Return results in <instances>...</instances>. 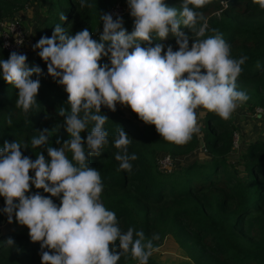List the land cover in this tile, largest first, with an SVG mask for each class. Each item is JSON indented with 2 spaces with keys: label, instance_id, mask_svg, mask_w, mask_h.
Here are the masks:
<instances>
[{
  "label": "clouds",
  "instance_id": "9594fccd",
  "mask_svg": "<svg viewBox=\"0 0 264 264\" xmlns=\"http://www.w3.org/2000/svg\"><path fill=\"white\" fill-rule=\"evenodd\" d=\"M210 2L180 0L179 7H171L165 0H127L133 18L130 32L122 16L103 12L99 40L87 27L71 35L57 23L50 37L43 35L31 45L34 51L39 49L37 55L46 63L47 75L67 93L69 107L59 108L58 115L64 118L69 138H57L60 146L53 147L50 130L43 128L31 137V147L28 141H4L0 213L8 223L27 227L30 241L40 245V264H119L122 257L149 264L159 252L154 244L160 240L159 233L146 237L142 229H121L116 212L102 200L104 182L100 171L90 166V157H100L109 143L104 127L109 118L102 107L111 112L117 111V104L130 107L142 122L154 125L163 140L182 146L201 134V110L229 121L248 102L250 97L238 89L237 80L249 57H233L232 46L220 29L209 28L200 9ZM253 3L264 10V0ZM79 7L93 5L79 0ZM59 18L67 20L64 12ZM16 35V43L23 44L20 34ZM170 35L175 38V50L172 44L161 42ZM103 57L109 63H100ZM43 75L40 66L28 65L24 53L13 50L7 59H0V77L18 90L15 107L26 118L39 109ZM11 123L9 118L7 124ZM85 131L86 138L81 136ZM131 143L125 129L118 127L112 140L118 149L114 154L117 171L132 172L131 162L138 157L129 153ZM46 145L48 158L39 151L33 160L22 151ZM32 186L49 195L32 192ZM3 242L17 253L22 251L11 236Z\"/></svg>",
  "mask_w": 264,
  "mask_h": 264
},
{
  "label": "trees",
  "instance_id": "16d2710c",
  "mask_svg": "<svg viewBox=\"0 0 264 264\" xmlns=\"http://www.w3.org/2000/svg\"><path fill=\"white\" fill-rule=\"evenodd\" d=\"M116 2L127 0H87L93 7L80 8L79 0H0V19L23 17L28 5H37L41 19L33 28V39L51 36L55 24L59 23L69 34L87 27L94 39L99 40L97 30L102 32L100 13L108 12ZM171 7H179L180 0H165ZM228 7L225 9L224 4ZM209 28H219L224 39L232 46V56L247 55L243 72L237 80L238 89L247 92L250 99L243 105L250 111L257 106L264 111V10L253 0H211L203 9ZM64 12L67 20L61 21ZM24 27L25 23H24ZM130 32L133 25H124ZM190 32L188 29H183ZM162 43L177 48L171 35ZM191 45V39H190ZM39 49L27 53L29 66H40L45 75L40 77L41 87L37 96L39 109L26 118L15 107L17 89L0 77V147L7 141H28L38 135L37 130L48 128L53 147L57 138H69L63 126V117L58 115L61 107L68 108L67 93L47 75L46 63L37 55ZM10 52L0 43V59H7ZM257 62L261 67L257 68ZM100 63H109L103 57ZM36 79L35 74L32 77ZM109 120L105 124L109 143L102 149L100 157H90V166L101 173L104 182L102 200L105 206L116 212L122 230L134 227L143 230L146 237L159 233L160 246L172 237L186 258L173 254L154 253L149 264H264V139L256 138L235 154L234 134L238 126L232 116L224 121L214 113H199L201 134L194 135L186 145H175L163 140L154 125L142 122L130 107L117 104V111L101 109ZM254 115V113H253ZM11 119L9 126L7 120ZM123 127L132 143L129 153L138 157L132 161L131 173L117 171L115 160L118 151L113 136L118 127ZM91 125H89L90 129ZM88 132H82L86 138ZM243 135L240 133V137ZM239 137V139H240ZM202 140L206 151L187 163L175 159L192 152ZM46 147L22 149L33 160L35 153L42 151L47 157ZM162 152L174 157L171 171H163L158 162ZM69 158L71 153H68ZM33 174V173H30ZM32 192L42 189L31 188ZM59 204V199L53 197ZM4 198L0 197V208ZM13 237L22 251L9 248L3 242ZM40 245L33 243L28 230L14 222L8 223L6 215L0 213V264H40ZM119 264H137L131 258H121Z\"/></svg>",
  "mask_w": 264,
  "mask_h": 264
},
{
  "label": "rangeland",
  "instance_id": "374dc122",
  "mask_svg": "<svg viewBox=\"0 0 264 264\" xmlns=\"http://www.w3.org/2000/svg\"><path fill=\"white\" fill-rule=\"evenodd\" d=\"M32 5H28V8L26 9V14L25 16L21 17L23 19V24L25 23L26 26V33L28 35V51H30L32 49L31 45L35 44L37 42V40L33 39L34 37V30L33 28L36 26V24L40 21L42 15H41V10L38 9L37 5L34 4V7H31ZM123 20H124V25H133V18L130 16V14H124L122 15ZM115 18V17H114ZM4 20L0 19V30H1V26ZM259 107V106H257ZM242 115V114H241ZM244 119L240 118V120L242 121L241 123L244 124V126H246L247 128L235 131V138H237L238 136V140L236 141L235 144V154L232 153L231 157H237V153H239V149L242 147V138L240 137V133H242V131H244V133H247L249 135L250 138H257V137H264V115L263 113L261 115H256L254 113L251 114L250 110L247 109L244 112ZM240 137V139H239ZM205 150V147L203 145L202 140L199 142L198 146L190 153L184 154V155H180L175 159V165H177V163L181 162V163H187L192 159L195 158H199L200 157V153H202ZM163 153H167V152H162ZM201 158V157H200ZM174 159V157H173ZM203 159V158H201ZM174 166V165H173ZM172 170V169H171ZM170 170V171H171ZM19 226V225H18ZM26 227V226H25ZM27 228V227H26ZM159 252L157 253H164V254H173V255H178L179 257L184 256L186 258V253L184 248H180L179 245L177 244V242L171 237L170 240H165L160 246H159Z\"/></svg>",
  "mask_w": 264,
  "mask_h": 264
},
{
  "label": "built area",
  "instance_id": "2783aa9c",
  "mask_svg": "<svg viewBox=\"0 0 264 264\" xmlns=\"http://www.w3.org/2000/svg\"><path fill=\"white\" fill-rule=\"evenodd\" d=\"M108 12H111L113 14H119L120 16H122L124 14H129V9L125 3L116 2L111 6ZM17 33L20 34L19 38L23 40V44L21 45H18L16 43ZM28 39L29 38L26 33V28L24 27L23 19L21 17H14L12 19H7L3 21L0 30V43L5 50L9 52L15 50L27 54L29 53ZM250 113L251 114L255 113L256 115H261L263 113L264 115V111L261 107H256L253 111H250ZM237 140H238V136L237 138H235L234 135V143H236ZM158 162L160 164L161 169L163 171L168 172L173 168L174 165L173 155H171L170 153H163V154L161 153L158 157Z\"/></svg>",
  "mask_w": 264,
  "mask_h": 264
},
{
  "label": "crops",
  "instance_id": "0c3cea01",
  "mask_svg": "<svg viewBox=\"0 0 264 264\" xmlns=\"http://www.w3.org/2000/svg\"><path fill=\"white\" fill-rule=\"evenodd\" d=\"M32 7V6H31ZM247 110V108L245 107V106H241L240 108H238L237 110H236V112L233 114V117H234V121H235V123H236V125L238 126V130H239V128H240V130H242V129H244L245 130V128H247L246 126H244V124L243 123H241L242 121L240 120V118H242V119H244V112ZM242 114V115H241ZM243 132V135L241 136V138H242V147L239 149V151L240 150H242V149H244L245 147H246V145L250 142V141H252V140H254V139H256V138H250L249 137V135L247 134V133H244V131H242ZM242 134V133H241ZM257 138H263L264 139V137H257ZM15 223V222H14ZM17 226H18V224L17 223H15ZM19 227L20 228H23V229H25V230H28L25 226H20L19 225Z\"/></svg>",
  "mask_w": 264,
  "mask_h": 264
}]
</instances>
